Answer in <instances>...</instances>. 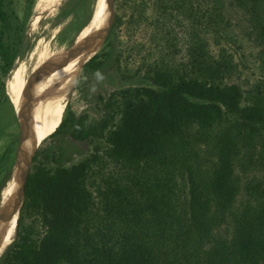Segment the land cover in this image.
Instances as JSON below:
<instances>
[{
    "label": "rangeland",
    "instance_id": "rangeland-1",
    "mask_svg": "<svg viewBox=\"0 0 264 264\" xmlns=\"http://www.w3.org/2000/svg\"><path fill=\"white\" fill-rule=\"evenodd\" d=\"M138 1L146 2V6L142 5L146 16H154L156 0ZM207 1L224 7L218 19L227 31L215 37L210 31L207 34L203 32L201 39L199 29L194 31L193 27L191 36L188 31L182 30L178 18H162L166 27H160L154 24L158 18L142 20L133 17L134 9L130 3L125 5L123 1L115 0L116 15L118 13L121 17L115 31L116 44L110 46L108 41L111 38L108 37L96 52L103 60L100 69H89L85 66L87 61L81 64L68 102L76 116H86L88 123L101 122L97 134L82 141L73 138L70 131L61 130L43 141L31 165L29 188H34L36 196L33 200L25 195L19 241L25 236L41 234L40 220L46 218L39 205L40 191L49 177L60 185L56 194L62 196L69 207L72 205L73 223L66 233L74 241L69 251H74L77 258L83 252L78 255L75 248L81 250L84 244L95 246L94 243L105 247L110 256L115 254V249L119 250V254L124 251L129 264H165V259L172 262L170 254L164 250L170 246L173 236L181 231V218L176 205L182 203L190 182L197 183V179H190L189 176L187 179V174L186 178H181L178 154L181 147L173 136L169 118L171 112L160 96L162 87L159 83L169 82L170 77H180L181 65L187 62L191 53L195 57L196 79L223 86L231 76L227 81L237 82L244 91L248 90L244 93L243 103L264 109V50L262 45L258 46L257 40L264 41V35L258 28L251 38L246 35L251 25L249 14L244 18L242 11V5L250 2L252 6H260L264 5V0ZM4 2L7 9L24 18L28 0ZM95 3L96 0H36L31 9L29 26L22 33L13 69L23 68L24 76L30 78L34 69H39L54 54L72 48L88 8L93 7L94 10ZM259 9L261 18L257 24L262 27L264 7ZM62 11L64 15H60ZM37 14L42 17L34 24ZM190 21L192 26V19ZM159 30L163 32L158 34ZM194 32L197 36H193ZM226 35L234 39L230 40ZM8 38L5 35L6 43ZM157 44H162V47ZM208 49L214 55L209 54ZM223 49L226 58L220 55ZM219 59L225 62L224 66L218 63ZM12 70L4 75L0 57L1 162L15 134L18 130L20 132L19 122V126L11 124L14 110L6 98L7 82L14 74ZM3 83L6 94L1 90ZM214 135L212 128H203L197 133L196 147L200 148L201 154L205 155L212 147ZM252 135H242L234 130L223 140L226 147L222 154H209L211 162L225 161L239 137L238 144H241L242 150L257 146L255 151L259 154L263 143L259 142L257 135ZM1 168L0 197L6 165L2 163ZM262 170L255 173L249 170L246 180L252 175L260 176ZM222 171L221 187L226 189V164ZM21 192L23 188L15 194L18 196L14 225L16 236L22 206ZM203 195V190L198 187L196 198L201 199ZM255 214L252 220L243 223L246 238L243 247L250 258L247 264H254L256 256L264 254V208L254 211ZM120 233L124 234L121 236ZM17 246L19 244H14L10 251V264H28L16 258ZM7 248L0 253V257ZM86 259H89L88 256ZM101 260L103 264H110L105 255H101ZM61 264L70 263L62 261ZM224 264L235 262L227 256Z\"/></svg>",
    "mask_w": 264,
    "mask_h": 264
},
{
    "label": "trees",
    "instance_id": "trees-1",
    "mask_svg": "<svg viewBox=\"0 0 264 264\" xmlns=\"http://www.w3.org/2000/svg\"><path fill=\"white\" fill-rule=\"evenodd\" d=\"M122 1L125 5L130 3V6L134 9L133 17L136 16V18L142 20L149 18L142 8V5L146 6V2L141 1L139 3L138 0ZM35 2L36 0H28L27 12H25L24 18L21 19L15 12L6 8L7 4L4 0H0V57L2 58L4 75H7L16 64L20 51L19 47L23 39L22 33L29 26L30 17L32 16L31 9ZM248 3L242 5V8H244L242 9L244 12L243 17L247 18L246 14H249L248 20L251 25L250 30L245 33L251 38L254 35L252 33H256L258 28L264 35V25L259 27L257 24L259 23L258 19L261 18L259 7H264V5L262 3L263 6H256L257 4L252 6L250 2ZM234 4L237 5V3ZM155 5L156 12L150 18H158L154 22L157 26L166 27L164 20H161L162 18H178L182 30L188 31L191 36L193 27L194 31L199 29L201 39H203L201 36L203 32L207 34L210 31L215 37L220 33L224 35L227 31L221 27V21L218 19V15L221 14V9L223 11L224 7L212 5L207 0L201 2L194 0H156ZM231 6L237 8L233 4ZM93 12V7L88 8L79 31L89 24ZM60 15H64V11ZM120 18L117 13L115 24L111 30L112 36L110 34L107 36V38H111L108 41L110 46L116 44L115 31L120 24ZM191 19L192 26H190ZM159 32L158 34H161L163 30H159ZM5 35L9 37L7 43ZM193 36H197V33L194 32ZM225 37H229L230 40L234 39L229 35ZM257 40L258 46L262 45V50H264V41L260 38ZM205 42L207 44V41ZM159 45L162 47V44H157V46ZM207 52L214 55L209 49ZM224 52L223 49V54L220 55H224ZM100 58V53L95 54L85 63V66L89 69H100L103 63ZM194 58V54L190 53L187 62L181 65L180 77H177V79L170 77L169 82L159 83L162 87L159 92L160 96L165 100L171 112L169 118L173 136L175 135L181 147L180 151L178 149L181 160L179 168L181 178H186L187 174V179L188 176L190 179L192 177L197 179V183L190 182L188 193L186 192L187 195H184L179 206L176 205L181 218V231L173 236L170 246L164 250V252L170 254V261H172L168 262L169 260L165 259V264H224L227 256L235 264H247L250 258L246 255L243 247L246 239L243 223L252 220L256 216L254 211L264 208V170H262L264 166V109L245 105L243 103L244 93L248 90L244 91L243 86L237 82L230 83V81H227L231 76L226 79L223 86L196 79ZM224 58H226L225 55ZM218 63L225 65L222 59H219ZM5 86V83H3L1 90L6 94ZM6 98L14 110V119L11 124L18 125V117L8 94H6ZM97 123H88L86 116H76L71 110L70 104H68L65 116L54 134L59 133L61 130L70 131L73 138L87 141L89 137L97 134V128L101 122ZM203 128H212L215 133L213 145L205 155L201 154L200 148L196 147V135ZM236 129L242 135H257L259 142L261 140V143H263V150H260L259 154L255 151L257 146H249L242 150L241 144H238L241 140V137H239L237 143L231 147L225 161L211 162L209 154L213 152L216 156L222 154L225 149L224 146L226 147L223 140L225 137L231 136ZM20 143L21 136L18 130L12 144L3 153L2 162L0 161V166H2V163L6 165L5 183L18 160ZM225 164L228 169V184L226 189H222V169H225ZM259 169L262 170V175H252L246 180V174L249 170L255 173ZM243 170L244 175L242 174ZM61 174H64V172ZM30 180L31 174L29 172L24 195L34 200L36 192L34 188H29ZM52 180L53 178L48 177V180L42 184L40 191L39 203H41L39 205L44 218H46V220H40L41 234L37 235L39 237L25 236L19 241L18 237L25 210L24 196L17 236L0 257V264H10L11 260L8 257L14 244H19L16 258L28 264H61L62 261H68L70 264H103L101 263V255H105L110 264H129L124 256V251L119 254V250L115 249V254L110 256L105 247L96 246L94 243L92 244L95 246L84 244L81 250L75 248L76 254L82 255L83 252V255L78 256V258L74 255V251H69V247L74 244V241L66 233L73 223H71V220L74 214L70 210L72 205L69 207L67 205L69 203H66L62 196L56 194L60 185ZM198 187L204 192V195L200 196L201 199L196 198ZM123 234L120 233L119 235L122 236ZM75 246L78 245L75 244ZM87 256L89 259H86ZM256 257L254 264H264V254Z\"/></svg>",
    "mask_w": 264,
    "mask_h": 264
},
{
    "label": "bare ground",
    "instance_id": "bare-ground-1",
    "mask_svg": "<svg viewBox=\"0 0 264 264\" xmlns=\"http://www.w3.org/2000/svg\"><path fill=\"white\" fill-rule=\"evenodd\" d=\"M110 11L107 0H97L91 21L78 33V40L72 48L54 54L39 69H34L30 78L24 76L23 68L12 70L14 74L7 82V93L17 113L21 145L15 173L5 186L0 203V253L16 238L14 225L18 196L15 194L23 188L19 196L23 203L24 186L29 174L26 175L25 165L29 161L27 156L30 158L34 151L29 145L34 138L35 142L45 140L60 126L81 64L90 60L107 38L100 35H103L101 32L107 25ZM40 16L37 14L34 17V24Z\"/></svg>",
    "mask_w": 264,
    "mask_h": 264
},
{
    "label": "water",
    "instance_id": "water-1",
    "mask_svg": "<svg viewBox=\"0 0 264 264\" xmlns=\"http://www.w3.org/2000/svg\"><path fill=\"white\" fill-rule=\"evenodd\" d=\"M114 2H115V0H107V3L110 4V6H111V11L109 12V16H108V20H107V21H108V22H107V25L105 24V26H103V31L101 32V34H103V35H100V36H102V38H104V39H105V38L108 36V34L110 33V31H111V29H112V27H113V25H114V22H115L116 12H115V9H114ZM93 14H94V13H93ZM104 32H105V33H104ZM77 40H78V37L76 38L75 41H73V43H75ZM73 43H72V44H73ZM34 139H35V138H34ZM34 139H33L32 143L29 145L30 148H32V147L34 148V151H33V154H32V156H31L30 158H28V156H27V159H29V161H28V162L26 163V165H25V167H27L26 175L30 172V170H31V165H32V162H33V160H34V157H35V155H36V153H37L39 147H40L41 144L43 143L42 141L44 140V139H42V140H39V141L35 142ZM20 145H21V143H20ZM19 148H20V147H19ZM18 158H19V149H18ZM17 163H18V160H17L16 164L14 165V167H13L11 173H10V176H9V178L7 179L5 185L2 187V190H1V197H0V203H1V200H2V196H3V195H2V194H3V190H4L5 186L8 185L9 181L12 179V177H13V175H14V173H15V169H16V165H17ZM26 178H27V177H26ZM24 190H25V186H24Z\"/></svg>",
    "mask_w": 264,
    "mask_h": 264
}]
</instances>
